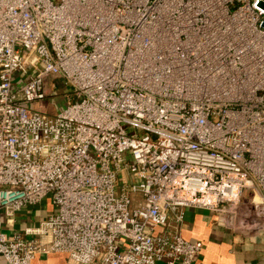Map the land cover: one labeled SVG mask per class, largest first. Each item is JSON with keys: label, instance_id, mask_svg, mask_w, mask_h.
Instances as JSON below:
<instances>
[{"label": "built area", "instance_id": "2783aa9c", "mask_svg": "<svg viewBox=\"0 0 264 264\" xmlns=\"http://www.w3.org/2000/svg\"><path fill=\"white\" fill-rule=\"evenodd\" d=\"M188 207L264 228V0H0V258L191 264Z\"/></svg>", "mask_w": 264, "mask_h": 264}, {"label": "crops", "instance_id": "0c3cea01", "mask_svg": "<svg viewBox=\"0 0 264 264\" xmlns=\"http://www.w3.org/2000/svg\"><path fill=\"white\" fill-rule=\"evenodd\" d=\"M38 107L50 110L48 101H39ZM52 204L48 198L39 203L27 206L17 212L13 221L7 223L3 219V231L6 233L22 232L46 218L52 212ZM179 232L184 239L200 241L202 249L198 257L191 264H263L256 257L257 238L264 239V228L258 229L254 235L246 236L245 232H238L234 228L222 223L217 213L210 208L188 207L185 209L184 219L179 225ZM260 242V241H259ZM0 264H8L0 258ZM29 264H71L66 255L51 253L40 255ZM91 264H100L94 261ZM155 264H166L159 261Z\"/></svg>", "mask_w": 264, "mask_h": 264}, {"label": "rangeland", "instance_id": "374dc122", "mask_svg": "<svg viewBox=\"0 0 264 264\" xmlns=\"http://www.w3.org/2000/svg\"><path fill=\"white\" fill-rule=\"evenodd\" d=\"M51 81L54 80L53 82L57 85L58 84V87L56 90L52 89L51 87V84L52 82L49 81V83L47 84V87L49 88V90H51V93L53 94V101L51 102L50 100H47L49 101L48 103L50 104V110H54L56 111L59 106H62V104L64 103V95L63 94V91L64 89H62L61 87H59V81L58 79H50ZM39 102H35V103H30L28 105V107L30 109H34V110H37V111H40V112H44V113H48L47 110L45 109H41L40 107H38ZM247 199V192L244 191L243 194H242V199H241V202L244 200L246 201ZM225 221H228V223H233L232 227L238 231V232H245V235L248 237V236H252L256 233L257 230H250V228H244L242 227L240 224H238V218L236 219V221H234L233 219H230L228 216H226L225 218ZM257 243L255 245V247H257V254H256V257L258 258V260H261V262L264 264V239L262 238H257ZM260 241V242H259Z\"/></svg>", "mask_w": 264, "mask_h": 264}]
</instances>
